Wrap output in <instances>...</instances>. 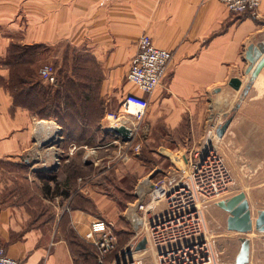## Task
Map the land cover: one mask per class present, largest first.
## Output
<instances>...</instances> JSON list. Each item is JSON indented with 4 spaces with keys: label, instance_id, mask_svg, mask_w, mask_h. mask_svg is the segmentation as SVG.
<instances>
[{
    "label": "crops",
    "instance_id": "0c3cea01",
    "mask_svg": "<svg viewBox=\"0 0 264 264\" xmlns=\"http://www.w3.org/2000/svg\"><path fill=\"white\" fill-rule=\"evenodd\" d=\"M259 15L232 14L218 0H0V161L33 151L36 154L42 127H38L36 115L16 103L5 87L10 79L7 56L12 45H45L52 51L63 43L89 53L104 76V90L115 92L125 79L142 35L149 36L158 48L171 51L173 58L162 83L146 95L149 107L143 118L125 125L134 135L141 131L147 145L157 149L176 147L183 130L189 137L194 126L238 105L219 139L236 134L244 148L249 141L251 149L261 148L264 126L256 110L264 109V67L250 82L246 98L237 100L250 79L246 74L247 48L264 44V0ZM234 77L242 80L238 91L228 84ZM123 90L124 94L143 95L130 83ZM100 162L98 158L92 165H84L86 172L77 178L93 208L69 209L68 215L59 213L47 220L42 214L45 216L32 221L23 207H1L0 248L24 264H99L88 243V251L68 243L62 221L65 217L84 243L89 225L101 219L114 225L119 248L104 264L121 256L134 242L127 215L132 201L122 207L109 193L96 190L115 183L108 178L117 171L110 165L100 166ZM126 233L128 242L120 247Z\"/></svg>",
    "mask_w": 264,
    "mask_h": 264
},
{
    "label": "rangeland",
    "instance_id": "374dc122",
    "mask_svg": "<svg viewBox=\"0 0 264 264\" xmlns=\"http://www.w3.org/2000/svg\"><path fill=\"white\" fill-rule=\"evenodd\" d=\"M67 47L70 46L62 43L52 51L42 54L38 63L39 69L45 65L52 66L56 78L60 81H65L68 76L78 75L83 79V82L90 85V89L87 88L85 91L89 94V98L82 96L81 99H77L70 96L67 98L68 102L75 101V105L60 107L59 112L69 129L68 138L63 136L62 128L56 121L38 118L44 123H41L42 127L39 130L41 140L35 143L37 153L35 154L33 151V153H25L14 160L0 161L1 206L23 207L29 214L47 215L53 218L59 213L68 215L67 211L72 209V204L75 202L77 205L80 198L83 199L80 194H84L82 193L83 189L78 185L73 188L65 185L73 174L70 172L72 163L87 165V163L91 164L93 159L98 158L101 159L100 166L110 165L117 171L113 176L110 174L111 182L115 181V183H111L110 187L96 188V190L109 193L111 198H116L121 202H125L126 199L133 201L135 188L147 176L155 182L164 175L161 170L166 171L171 167L184 170L186 167L181 156L188 154L191 150L208 145L214 148L222 159L233 180L228 192L219 201L227 200L243 192L248 200L253 218L259 210H264V139L260 140L261 148L251 149L252 142L249 141L244 148V144L242 145V141L238 140L236 134H230L228 139L222 140L215 135L217 125L236 113V110L233 111L234 108L218 112L216 118L211 119L212 121L209 119L203 125L194 126L195 130L193 133L190 132L189 137L183 130L176 147L170 145L164 149H157L158 146L147 145L144 136H141V131L134 135L131 141H122L118 137H115L114 140L113 134L106 135L105 130L114 121L108 116L119 113L120 101L124 94L123 88L127 84L126 80L122 81L120 88L115 92H106L104 76L100 68H96L93 60L89 59L91 55ZM60 70L62 71L61 77H59ZM246 96L241 98L239 95L237 100H243ZM256 111L261 113L258 120L264 126V109ZM50 122L60 127V133L57 135L60 138L55 140L52 137V140H55L54 143L49 142L40 146L39 143L46 137L49 139L51 135L53 124ZM77 122H80L79 125H82L83 122L85 128L77 127ZM48 126H51V130L45 129ZM261 136L264 137V134ZM110 140L114 141L109 143ZM136 147L138 148L137 155L135 154ZM72 148L75 149L74 153L72 151L70 153ZM251 151L253 154H248ZM243 153L245 155H242ZM54 158L59 159V164L54 163ZM81 160H84V163H81ZM56 165L58 168L50 171ZM141 166L146 169L142 171ZM153 167H155V171H153ZM148 169L151 171L149 174ZM140 187H144V185L142 184ZM145 188L149 189V187ZM130 193L131 195H129ZM86 194L84 195L90 198ZM217 202H212L206 208L205 218L208 239L222 264H234L240 249L241 238L250 240L248 264H264V233L254 229L247 234L229 231L226 227L229 213L217 206ZM66 226L70 229L68 223ZM128 239L127 236L121 238L119 244L121 246L127 244ZM84 243L87 245L88 242L84 241ZM90 247L92 246L90 245ZM153 255L150 249H146L136 253L135 257L140 256L142 264H155ZM131 256L132 254H127L125 257L131 258Z\"/></svg>",
    "mask_w": 264,
    "mask_h": 264
},
{
    "label": "built area",
    "instance_id": "2783aa9c",
    "mask_svg": "<svg viewBox=\"0 0 264 264\" xmlns=\"http://www.w3.org/2000/svg\"><path fill=\"white\" fill-rule=\"evenodd\" d=\"M218 1L232 14H248L253 18L260 16L262 0ZM172 58L171 51L158 48L147 35L140 36L125 79L143 95L125 93L120 102L119 113L108 116L114 120L108 128L125 126L143 118L149 107L146 95L151 94L162 83ZM39 75L46 83L53 84L56 81L54 68L50 65L41 67ZM132 119L134 120L131 121ZM42 122L38 121V126ZM52 124L49 140L46 137L44 142L52 140V137L55 140L60 138L57 136L60 127ZM50 127L45 129L51 130ZM131 136L134 137L132 130ZM73 150L74 148L70 153ZM135 154H138L137 147ZM181 160L186 167L184 170L172 167L166 171L161 170L164 173L161 178L153 182L147 176L140 183L144 187L139 185L135 188V198L127 206L134 242L129 243L126 250L145 237L147 249L155 256V264H222L207 236L205 212L212 202L219 201L228 192L233 181L232 175L214 148L208 145L183 154ZM55 162L59 164V159L54 158ZM78 181L83 183L81 178ZM83 239L95 250L99 264H104L118 247L114 225L101 219L89 225ZM126 250L111 264H142V258L135 257L139 252L132 251L131 258H126ZM0 264L24 263L10 257L0 248Z\"/></svg>",
    "mask_w": 264,
    "mask_h": 264
},
{
    "label": "trees",
    "instance_id": "16d2710c",
    "mask_svg": "<svg viewBox=\"0 0 264 264\" xmlns=\"http://www.w3.org/2000/svg\"><path fill=\"white\" fill-rule=\"evenodd\" d=\"M241 16H248V14H243ZM71 47V46H70ZM70 47H67L68 49ZM72 50H76L71 48ZM47 51H50L49 47L45 45H34V46H23V45H12L9 49L7 56V65L10 70V79L7 85L5 86L11 95L13 96L16 103L28 109L32 114L36 115L39 119H50L56 121L60 124L62 128V133L65 138H68L69 132L68 127L63 121V116L60 114V107L63 105L73 106L75 105V101L68 102L67 98L72 96L77 99H81V97L89 98V94L85 93L87 88L90 89V85L83 82V79L78 75L63 76L65 81H60L56 78L55 83L47 84L43 79H41L39 75V61L41 60L42 54H46ZM77 52H79L77 50ZM84 58L85 56L82 55ZM96 68H99L96 60L91 56V58ZM84 62V61H83ZM78 69V68H77ZM56 74V73H55ZM62 71L59 72V77H61ZM64 90V92H63ZM67 93V94H66ZM66 94V95H64ZM82 108V107H81ZM80 122H77V127L84 129V123L79 125ZM83 164H79L77 162L72 163V168L70 170L72 176L68 179L65 185L70 188L78 187L77 178L86 172L83 168ZM109 181H112L111 175L108 178ZM83 199L76 203L72 204V209L82 208L89 209L93 208V204L90 198L86 197L84 194H80ZM131 195V193L129 194ZM116 199V198H115ZM134 199V198H133ZM118 203L122 207H125L129 200H124L125 202H121L116 199ZM125 203V204H124ZM5 207V206H1ZM32 214V213H31ZM30 214V215H31ZM33 216V217H32ZM32 221L35 219H39L41 215L32 214ZM52 218L51 216L46 215V220ZM67 219L64 217L62 221V227L64 229V235L68 243L75 247L78 246L80 249L84 251H88V246L85 245L71 229H68L66 226ZM128 233H126V236ZM127 240V239H126ZM125 242V241H124ZM120 247H122L120 245ZM119 248L117 247V250ZM94 250V249H93ZM116 250V251H117ZM115 251V252H116ZM115 252L109 255L108 260H112ZM96 258V253H95ZM97 260V259H96ZM98 263V261H97ZM109 263V262H108ZM106 264V263H105Z\"/></svg>",
    "mask_w": 264,
    "mask_h": 264
},
{
    "label": "water",
    "instance_id": "95a60500",
    "mask_svg": "<svg viewBox=\"0 0 264 264\" xmlns=\"http://www.w3.org/2000/svg\"><path fill=\"white\" fill-rule=\"evenodd\" d=\"M246 59L249 65L246 68V74H250L249 82L245 84L241 92V98L246 96L250 88V82L254 80L261 69L264 67V44H259L258 46L249 45L246 51ZM229 86L234 90H239L242 86V80L238 77L231 78L229 80ZM238 105L233 109L236 110ZM232 117L227 118L223 123L217 125L215 128V135L217 138H221L226 132L230 125ZM113 134L116 138H121L122 141H131V130L126 126L120 125L116 127H111L105 130V134ZM53 142L50 140L48 142H41L40 146ZM58 166H54L50 171L56 170ZM49 171V170H48ZM217 206L229 213L226 220V227L229 231H236L241 234H247L253 229L257 232L264 233V210H259L256 216L253 218L248 200L243 192H240L227 200H221L217 202ZM241 245L239 252L236 256L234 264H248L249 253H250V240L248 238H241ZM147 249V240L142 237L138 242L133 244L132 248L126 250V254H131V252H140Z\"/></svg>",
    "mask_w": 264,
    "mask_h": 264
},
{
    "label": "bare ground",
    "instance_id": "6f19581e",
    "mask_svg": "<svg viewBox=\"0 0 264 264\" xmlns=\"http://www.w3.org/2000/svg\"><path fill=\"white\" fill-rule=\"evenodd\" d=\"M130 111H134L133 109H130ZM49 140V139H48ZM236 259V258H235Z\"/></svg>",
    "mask_w": 264,
    "mask_h": 264
}]
</instances>
